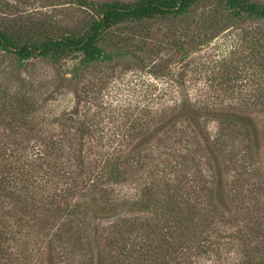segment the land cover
<instances>
[{"label":"trees","instance_id":"16d2710c","mask_svg":"<svg viewBox=\"0 0 264 264\" xmlns=\"http://www.w3.org/2000/svg\"><path fill=\"white\" fill-rule=\"evenodd\" d=\"M78 1L85 24L0 27V51L21 61L72 62L79 83L86 68L107 60L111 31L212 0ZM215 8L264 21V7L244 0ZM167 77V112L107 144L74 120L78 90L73 109L45 128L31 119L35 96L13 94L10 111L30 121L9 128L25 138L0 141V253L11 264H74L80 250L81 264H202L203 256L224 253L210 252V233L221 237L218 251L227 249L229 264H264V90L215 105V96L190 93L195 78L173 69ZM231 129L241 148L227 139Z\"/></svg>","mask_w":264,"mask_h":264},{"label":"rangeland","instance_id":"374dc122","mask_svg":"<svg viewBox=\"0 0 264 264\" xmlns=\"http://www.w3.org/2000/svg\"><path fill=\"white\" fill-rule=\"evenodd\" d=\"M217 1L202 3L183 15L121 25L103 44L108 61L86 68L79 83L73 79L72 62L58 65L47 58L21 61L0 51V141L26 137L24 133L9 134L11 125L24 126L30 121L16 118L10 111L13 94L20 92L35 96L34 107L39 110L31 119L45 128L56 125L58 114L73 109L78 90L81 113L74 120L90 128V139L103 144L126 138L125 131L133 126L151 127L167 112L171 107L169 69L184 72L188 80L195 78L197 84L190 83V93L200 90L208 97L215 96L211 104H240L244 97L257 95L264 90V21L216 9ZM244 1L264 7V0ZM88 18L78 0H0V27L51 29L59 22L83 25ZM210 127L212 133L217 130L213 124ZM225 133L231 144L241 148L235 129ZM210 235L204 238L210 252L224 253L214 258L203 256L201 263L229 264L227 249L218 251L221 237ZM77 253L74 264L84 263L83 251ZM7 258L0 253V264H11Z\"/></svg>","mask_w":264,"mask_h":264}]
</instances>
